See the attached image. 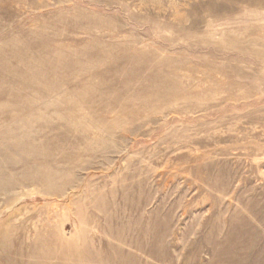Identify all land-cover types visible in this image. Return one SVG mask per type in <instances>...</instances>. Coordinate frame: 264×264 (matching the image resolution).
<instances>
[{"label": "rangeland", "instance_id": "rangeland-1", "mask_svg": "<svg viewBox=\"0 0 264 264\" xmlns=\"http://www.w3.org/2000/svg\"><path fill=\"white\" fill-rule=\"evenodd\" d=\"M0 264H264V0H0Z\"/></svg>", "mask_w": 264, "mask_h": 264}]
</instances>
